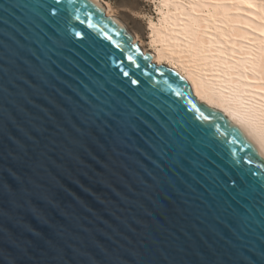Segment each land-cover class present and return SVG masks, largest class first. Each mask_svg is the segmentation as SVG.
Masks as SVG:
<instances>
[{
  "label": "water",
  "instance_id": "obj_1",
  "mask_svg": "<svg viewBox=\"0 0 264 264\" xmlns=\"http://www.w3.org/2000/svg\"><path fill=\"white\" fill-rule=\"evenodd\" d=\"M0 8V264H264L263 153L98 2Z\"/></svg>",
  "mask_w": 264,
  "mask_h": 264
},
{
  "label": "bare ground",
  "instance_id": "obj_2",
  "mask_svg": "<svg viewBox=\"0 0 264 264\" xmlns=\"http://www.w3.org/2000/svg\"><path fill=\"white\" fill-rule=\"evenodd\" d=\"M160 2L155 55L264 154V0Z\"/></svg>",
  "mask_w": 264,
  "mask_h": 264
},
{
  "label": "rangeland",
  "instance_id": "obj_3",
  "mask_svg": "<svg viewBox=\"0 0 264 264\" xmlns=\"http://www.w3.org/2000/svg\"><path fill=\"white\" fill-rule=\"evenodd\" d=\"M103 3L112 16L155 54L150 30L151 21L160 22V0H104Z\"/></svg>",
  "mask_w": 264,
  "mask_h": 264
},
{
  "label": "snow or ice",
  "instance_id": "obj_4",
  "mask_svg": "<svg viewBox=\"0 0 264 264\" xmlns=\"http://www.w3.org/2000/svg\"><path fill=\"white\" fill-rule=\"evenodd\" d=\"M27 7L28 6L26 3H13V4L9 5V8H11L12 13H15L17 9H21V8L27 9ZM48 7H49L50 16L55 14L57 11H60L59 9H56L51 5H49ZM0 11L8 12V9L7 8H0ZM9 14H11V13H9Z\"/></svg>",
  "mask_w": 264,
  "mask_h": 264
}]
</instances>
